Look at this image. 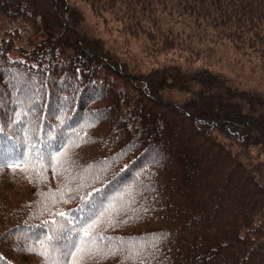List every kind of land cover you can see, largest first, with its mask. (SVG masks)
Instances as JSON below:
<instances>
[{"label":"trees","instance_id":"16d2710c","mask_svg":"<svg viewBox=\"0 0 264 264\" xmlns=\"http://www.w3.org/2000/svg\"><path fill=\"white\" fill-rule=\"evenodd\" d=\"M75 1L0 0V264H264V90L159 60L184 49L170 16L264 70V0Z\"/></svg>","mask_w":264,"mask_h":264},{"label":"rangeland","instance_id":"374dc122","mask_svg":"<svg viewBox=\"0 0 264 264\" xmlns=\"http://www.w3.org/2000/svg\"><path fill=\"white\" fill-rule=\"evenodd\" d=\"M75 3L79 4L83 11L85 27L91 34L105 39L107 44L122 51L124 55L136 58L143 67H153L156 64L155 57L147 52L144 39L135 41L127 37L121 31L120 25L110 15L103 18L96 17L87 5L81 4L79 1H75ZM192 24L188 18H182L177 23L170 16L165 17L164 27L166 29L183 32L184 49L170 54L166 58H159L160 61L175 60L178 63L189 65L186 60L191 59V55L194 53L195 57L191 62L195 61L197 65L209 66L214 71L222 72L241 87L264 90V70L255 60L248 61L231 42L215 36L214 31L206 30L205 27L195 28ZM2 179L0 176V182ZM8 181L11 184V175L8 176Z\"/></svg>","mask_w":264,"mask_h":264},{"label":"snow or ice","instance_id":"6c2138e0","mask_svg":"<svg viewBox=\"0 0 264 264\" xmlns=\"http://www.w3.org/2000/svg\"><path fill=\"white\" fill-rule=\"evenodd\" d=\"M59 215L64 216L65 214L63 212H61V213H59ZM101 215H103V213H101ZM98 220H99V217H97V219L93 220L91 223L85 224V226L82 228L83 235L85 237H94V229L97 226ZM75 247H76V251L70 253L73 257V264H81V261L76 259V255L78 252L81 254H84L86 250L83 247H81L80 245H76ZM90 253H91V250L89 249L88 254H90ZM44 255H45V258H47L46 254H44Z\"/></svg>","mask_w":264,"mask_h":264}]
</instances>
